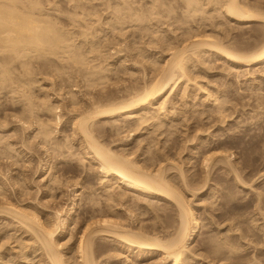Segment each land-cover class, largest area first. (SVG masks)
<instances>
[{
	"label": "rangeland",
	"instance_id": "1",
	"mask_svg": "<svg viewBox=\"0 0 264 264\" xmlns=\"http://www.w3.org/2000/svg\"><path fill=\"white\" fill-rule=\"evenodd\" d=\"M20 1L26 3L25 5L23 3V5L27 6V8H28V9H25L26 8L25 7L24 8L25 10L32 11L33 13L36 12L35 13V15L37 14L36 15L37 17L35 16L36 18L41 17V18H43V19L40 18L41 20H45V21L47 20V23L48 22H50V24L52 23V26L53 27L55 26L56 29L58 31H60V33L62 35L66 34L67 35V36L65 35V37H67L66 39H68V40L70 39L69 41L71 43H73V44H69V41L66 40V41H68L67 44L70 45L73 48V50L75 49L74 51H76V52L78 51L77 54H79L83 48H84L82 50L83 52L86 50L87 51L89 50V53L84 52V55L82 56V59L84 61L83 57H85L86 54H88L89 56L87 55L86 57L89 60L85 57V60L87 59L88 61L82 62V64H81L82 68H81V67H79L80 64H78L79 66L78 65L75 66L76 64L73 62V64H75V65H73L71 59H70V61H67L69 59V56H70V55H68V53L64 54V55L67 54L68 59L66 56H64L61 53L60 55H57L59 57L56 58L57 57L56 56L55 59L53 58L54 56H52V55L50 56V54L47 55V56H49L48 58H47V56L42 57V58H46V60L42 59L40 56H39L40 58L39 57L35 58L38 56V54H37V56H35L36 55L35 54L34 56H32L33 57L32 58L31 54H30V56H29V60H31L30 61L31 63L29 62L30 65L28 63H25V65L28 64V66L23 67L24 66L23 63H22L23 66L22 65L20 66L21 63L18 62L17 60H15V61L20 63L19 65H18V63L14 62L13 60H12L13 62L11 61L10 56H12V54L8 55L6 53L7 54L6 56L3 54L2 55L0 54V56H2V57L4 56L3 58L0 57V59H5L2 61L0 60V62L2 63V66L4 64L6 65V66H3L4 69L8 65L6 63H9V65H8L9 67H7L8 68L7 71H9V69H11V70L9 71L8 78H10V80H11V77H12V79H13L10 82L9 79H6L5 77H3V80H5V81L8 80V81L5 84L3 83V85H2L1 83L4 81H2L1 79H2V76H4V75L3 74L1 75V73H3V72H0V75H1V77H0V89H1L0 90V143H1L0 144V187L4 188L3 190H6L5 193L7 194V197L12 202L17 203V204L20 203V205L29 208L31 212L34 211L35 214L38 213L37 215H39V218H41L42 221L45 220V222H46L47 219H45V218L50 217V218H48V221L49 222L52 221L50 223L55 224V221H54L55 220V217H54L55 214L53 215V213L56 212L57 210L58 211L60 210V212H61L60 214L63 215V216L61 215L62 218H68V220L74 222V224L70 225V227L68 229L69 232H67L66 234H61V237L59 236V240L61 241L62 249L65 247L63 249V254L66 256V260L70 261V262L67 261L68 262L67 264H76L75 263V262H77L76 256H75V254H73V253H75L73 250H75L76 246H77V242H76V241H78L77 240L78 239V236H77L78 231L77 230H80L81 228H82L81 230H83V228L86 227L85 222L89 221L90 218H92L90 221V225H94L95 223L99 222L98 216L101 217L102 212L105 211L106 208L107 209H109V208L107 207L108 202L107 203H106V201L104 202L103 197H106V196L104 195L103 191L101 189H99V191L97 190L98 188H100L99 185H101V184H99L101 182V180H99L101 178V176L98 173L96 174V172L93 169H90L89 166H91V164L89 162L86 163L87 162L86 160L85 161H79V159L83 160L84 154L86 152L85 151L86 145H83L84 142L82 141L81 136H78L79 134H76L73 132L72 124L74 121H76L80 117L86 116L85 115L86 112L88 113V111L91 110L90 114L93 113L94 112L93 110L95 109V108H93V105L96 104L95 102H97V104L95 105L96 107L99 105L98 106L99 109H101V108L105 109V106L108 103L114 104L116 101H119V100H120V102H122L123 100L125 101L127 98H129V100H130V98L132 99L134 97L133 95H135L136 89H137L136 93H138L139 91H142V88L144 87L143 81H146L145 84H148V83L150 84V81L152 82V79L154 78L153 76L157 72L156 69L157 70L160 69V67H158L160 65H158L157 68L154 70L150 69V71H152V72H149L148 68H150L151 64L148 65L146 63L147 66H145L146 64L144 65L143 64L144 61H142L141 59L146 58V56H149V55L150 56L152 55L153 59H154V55H155V58H156V54L159 52L158 51L159 47H158V45H156V47H158V48H155V43L162 40L159 38H163L166 41V38L168 39V34H169V36L173 35L172 37H175V35L176 36H179V35L184 36V33L189 32L190 31V25L193 26V24H192V22L186 23L187 21L182 20V21H185V23H183L184 25H180L182 23H181V21L180 22L178 21L176 23L179 25V27L182 26L183 28L181 29V27H180L179 28L180 30L177 31L178 28H174L173 24L171 23L172 18L171 19L169 18V21H168V18H167L168 15H170L171 12H173L172 10H174L173 8L171 10L170 7H168L170 5V2L172 1L171 4H173V5L175 4L173 7H175L176 9L178 7V9H180L182 11L180 5H182L184 0H182V1L179 0L180 1L179 3H178V0H171V1L170 0H165V1L163 0L164 2H162V0H160V2L156 1L157 3H160V4H161V2L165 3V6L163 7L164 9L162 8V10L160 9V11H163L162 17L164 18V20L166 17L168 23L166 20L164 22V20L162 18H161V20H162V22L165 23L164 24L165 26H163V24L161 23V20H160V22H158V24L152 23V25H154L155 31H153V27H152L150 30V34H148V33L146 34L145 30H144L145 33L142 31V28L144 27V25H142V23L140 25V23H139V22H141L140 20L142 19V17L140 16L141 19L137 18V20H136V17H137L136 15H138L137 13L141 10L138 9L139 10L138 11L135 8L136 7L138 8V5H141V6L144 5L143 8L145 9V11H148L147 9L150 8L148 5L149 4L152 5L151 3H153L155 0L154 1L152 0L153 2L151 0H145V1L144 0H81L80 1L81 3H78V0H72V2H71V0H20ZM73 1L75 4L73 3ZM146 1L147 2L149 1V3L147 5H145L147 3ZM150 1H151V3H150ZM174 1H175V3H173ZM176 1H177V4L179 6L176 4ZM247 1H252V2H250L252 4L263 3V5H264V0H247ZM31 3L33 5L35 3V6L37 7V9L34 6L33 10H32V7L29 10V6L32 5ZM126 3L127 4L132 3L135 8L132 7L131 4L127 5ZM76 6L78 8L80 6L84 7L85 10L82 8V11L84 10L83 12L85 14L83 12L81 13L80 10H76ZM124 6L125 7L131 6L130 7L131 11L133 9L134 12L133 11L127 12V7L125 8ZM141 6H140V9H142ZM129 7H128V10H129ZM121 8H122V10H120V11L123 14H121V12H118L119 9H121ZM22 9L23 8H21L20 12L23 13L25 10L23 9L24 10L23 11ZM123 9H125V13L123 12ZM169 9L171 10V12ZM178 9H177V11L175 10V13L173 12L170 15V17L172 16V17L181 18V11ZM35 10H37V11H35ZM168 10H169L170 14L167 15L166 13H168ZM28 11H26V12H28ZM26 12H24V13H26ZM86 12H89V13H86ZM74 13H76V14H74ZM116 13H119V14H116ZM127 13H128V15L130 13V15L124 16V14H127ZM143 13L144 12L142 9V16L144 15ZM148 13H149V11L146 14H148ZM176 13L178 14L177 16H175ZM179 13H180V17H179ZM77 14H78V16H77ZM132 14L136 17H133ZM92 15H93V18H92ZM115 15H118V16L115 17ZM120 15H123L122 16L123 20L121 19L122 22L121 23H120V21L115 22V21H117V19H115V18H118V17L122 18ZM140 15H141V12H140ZM148 15H150V14H148ZM165 15H167V16H165ZM128 17H131V18H128ZM138 17H139V15H138ZM83 18H85V20H81ZM124 18H126V19H124ZM133 18L135 19V23H133V21H134ZM112 19H113V21H112ZM219 19L220 18H218V21L220 23L219 25H221V23H222V24H224L223 27L221 25L219 28V25H218L219 29L217 27H215V28L212 27V28H214V30L217 28V30H215L216 33L218 31H220V32H218L219 35L221 34L220 36L218 35L219 39H221V36H223L222 39L224 41H225V38L226 39L229 38V40H232V45H233V41H235L234 49L237 48L236 53H238V54H240V52H241V54L242 53L243 54L244 53H246V54L255 53V51L260 49V47H262V45L264 44V37H263L264 34L261 35L262 31L260 34V30H261L260 28H262L260 26H262V24H260V25H259V23L252 24V25H254L252 28V26H250L251 24L238 26L235 22H231V23H229L230 25H227V27H228L227 28L226 24H225L227 22L225 20H222V18L220 20ZM86 20H87V22H86ZM128 20H130V21H128ZM82 21L84 24H86V26L84 28H83L84 24H82ZM152 21L157 22L155 17L153 18V16H152ZM128 22H131L134 25L131 24V26H130V23L127 24ZM169 22L171 23L172 26L169 24ZM97 23H99V24H97ZM116 23H118L117 24L118 26H116ZM136 23H137V25H136ZM159 23L162 25H160ZM126 24L129 25L130 27L133 26L132 28H130V30L132 29L131 32L129 30V27L126 26ZM167 24H169L171 26V28H170L171 30L176 29L175 32H177V33L175 34V32H174V34H173L172 31L168 27L169 25H167ZM186 24H189V25L187 26ZM89 25L91 27H89ZM178 25H176L175 27H177ZM80 26H82L81 31L79 30L80 28H78ZM92 26H93V28H92ZM113 26H115V28L119 27L120 30L114 29ZM121 26L127 27L128 29L124 28L125 30L122 32ZM135 26H137V27L135 28ZM141 26H143V27H141ZM166 26H167V29L166 28L164 29V27H166ZM186 26H187V29H189V30L186 29ZM248 26H249V28H248ZM94 27L96 29H94ZM110 27H112V29H110ZM221 27L224 29H222ZM225 27L227 29L228 34H226V31L223 32L225 30ZM210 28L207 27L206 29L205 28L203 29L204 32L207 33L206 35H208L210 32H212L209 34L210 36H211V34L213 35L215 33L214 30H212V29L210 31ZM89 29H91V30H89ZM158 29L159 30L161 29L162 31L161 30L158 31ZM220 29L223 30L222 31L223 33H221ZM84 30H86V31H84ZM114 30H115V32H114ZM128 30H129V32H128ZM138 30L139 31L141 30L143 32V33L142 32L139 33L141 35L140 36L141 40L139 39V34H138L139 31ZM184 30H186V31H184ZM152 31L155 33V35H154V33H153V35L157 38L156 40H154L155 39L154 38L153 42L151 40L152 38L150 39V36L151 37L153 36ZM156 31L158 33L160 32V35L162 37L160 35L159 36L157 35L159 37L158 38L156 36V34H157ZM165 31H166V35H164ZM169 31H171L172 35H170L171 33ZM208 31H209V33H208ZM82 32H83V34H85V37H87V39L85 37H82V35H81ZM117 32L120 33L121 35H122V33H124V35H126V36H124V35L118 36ZM127 32L130 34H128ZM181 32H182V34H179ZM224 33L230 37H227ZM133 34H134V36H133ZM90 35L92 36L91 38H89ZM144 35H146V36L144 37ZM147 35H149V39H150L149 41L151 44L150 45L151 48H149V45H148V47L146 45V42L148 41V38H146ZM214 35H216V34H214ZM127 36H130V37L127 38ZM142 36L145 39L142 38ZM164 36H165V38H164ZM214 37L217 38V35ZM231 37H232V39H230ZM142 39H143V41H146L145 43L143 42L144 45L142 44ZM85 40H87V41L92 40V41H90V43L94 42L97 45L94 43L90 44L87 41H86L87 42L86 43ZM157 40H159V41H157ZM127 41L128 42L130 41V43H128ZM149 41H148V43H149ZM154 41H156V42H154ZM93 44H94V47H95V45H96V47H98V48H96V47L94 48L97 51L99 50L98 52L95 51L94 49L92 50ZM139 44L141 45V47H139ZM80 45H81V47H80ZM89 45H90V47H89ZM131 45H132V48H130ZM134 45H136L135 48H134ZM75 46H76V48H75ZM142 47H144L145 50ZM133 48H134V50L138 49V48H139V50L142 49V51L141 50L140 51L142 53H144V55H145L146 51H148L149 53L146 52V53H148V55H145V57H144V55H142L140 53V51L136 53L137 55H135L133 53V51H134ZM152 48H155V49H152ZM82 51H81V53H82ZM99 52H101L100 55H99ZM134 52H136V50ZM94 53H97V54L95 55ZM209 53H211V55H213V56H211ZM32 54H34V52H32ZM132 55L135 57L137 56L136 58H138V59H136ZM139 55L143 56V57L142 58L138 57ZM157 56H159V55H157ZM206 56H208V57L204 56V57H202V59L201 58L199 59L201 62L204 61V63L202 64L203 67L200 66L199 64L195 63L197 66L198 65L200 66V67L198 66L199 69L194 64L193 66H195V68L197 67L195 70L196 72L193 70V69H195L193 67V68H191V73H189V74H191L190 76L193 79V81L194 82L196 81L195 83H198L200 80L202 83L199 82L198 84H200L201 86H203L205 84L204 88L205 89L208 88L206 90V93L208 92L212 95V98H211L212 101L206 102L208 104L207 105L206 103H204L205 101H207L206 97H204L203 95H200L199 97H197V96L195 97L194 93H192L194 100L191 99V101H193V103L191 102V104L189 106H187L188 109L186 107H185L186 109L184 107L182 109V102L181 101H180L181 103L178 102V105H179V110H183V112L185 111L184 113H187V114L192 113V111L195 112L198 110V112H196L198 115L196 113H194V115L196 117L197 116L199 117V115L201 114L199 112L201 110H202L201 112L205 111V112H203V115L205 113V114H207V116L204 115L206 117L205 118V117H202L203 115L201 114L200 115L201 116L200 122H203L205 124H207V123L209 124V122L211 121L210 122L211 124H209V125L212 127H213V125H215L213 128H215V127L216 128L213 129L212 127H210L208 125H207V128L210 127L209 129H212L211 130L212 132L209 129H208L210 131L209 133H208V131H204L205 129L203 128L204 129L203 130L201 128V126H200V128L202 130L201 129L196 130V128H199L198 126L195 128H192L191 130H186L184 127L185 123L179 122L181 125H177V126L174 125V128H173V129H175L177 127L176 128L177 131H176V129L172 131V128H171V130H169V131H172L171 132L172 135L170 134L171 136H169V132L167 129L170 127V125H169V123H166V125H169V127L167 126L168 128L166 127L167 129L165 128L166 129V131H165L164 127L166 125H164L162 130L165 131L164 134H166V132H167V135L159 136V132L162 130H160L158 132L155 131V134L153 135L154 136L153 137L154 140H153L152 137H149V136H151V134L153 132H151V133L148 132V133L143 134V131H142V129H140L139 126H134L137 123L136 122L134 123L132 121V118H128L127 116H124V115H122L121 117L117 116V118L114 117L111 119L110 118H107L105 120L102 119V120L98 121L99 123L97 122V124H92L91 129L93 131V128H95L96 127L95 125H97V127L94 129L97 132L93 131V133L96 137V138L95 137L94 138L97 139L98 142L101 143V145H104L105 148L108 147L111 150H113V152L114 151L118 152L117 154H120V152H121V154H123L122 152H125V154L127 153L126 155L132 156V159H135L138 162L140 161L139 162L140 165L143 164L145 166V163L147 164L149 162L147 159V158H149L150 162H152V163L156 159L157 161L156 160L155 161L158 162L157 164H159L162 167L161 163L164 161L163 159L165 158V156L167 158L168 157L170 158V159L169 158L167 159L168 162L171 161V162H169V167H167L168 162L166 163V160L163 162L164 165L162 168H164V166L167 169L170 168V170H168L167 173L165 171V175H166V177L169 176L168 179H170L171 181H174V182H170V180H169L170 183H174L173 185L179 191V192L177 191L178 194H180V191H181L182 194H180V196L184 197L183 199H185V202L193 210V212L195 213V217L198 221L197 236L192 241V244H191L190 250H189V254L187 253V255H186L187 257H185L186 260L184 259L182 264H193L192 263L193 260H194L195 264H264V77H263L264 74L261 73L262 74V76H261V74H259L260 72H259L258 68L248 69V71H249L248 74H250V75H247L246 72H248V71H246V69L245 70L243 69L244 72H242V73H241L242 69L236 71V72L240 71L239 73H236L233 69H231L233 71L230 70V66H227L228 64H226V62L223 59L219 58L215 54H212V52H208L206 54ZM94 57H95V59H93ZM131 57H133L134 60ZM209 57H211V58H209ZM215 57H217V58H215ZM6 58L7 59L10 58V59L7 60ZM62 58H64V61H62L63 60ZM98 58H99V61H97ZM139 59L143 62V63L141 62L142 65H140V62L137 63L138 61H140ZM209 59H210L211 63H209L210 62ZM36 60H37V62H34ZM93 60H95L96 63ZM5 61H7V62L4 63ZM10 61L12 64H10ZM90 61H92L93 63L92 62L89 63ZM134 61L135 62L137 61L136 62L137 64L134 63ZM207 61H209V62H207ZM46 62H48V63H46ZM205 62L208 63V65ZM14 64H15V66H14ZM83 64L84 65L87 64L85 66V67H87L86 73L84 71L85 67L82 66ZM99 64L101 67L99 66ZM2 66H0L1 70L3 68ZM92 66H93V69H91ZM95 66L97 68L99 66L98 69H101V71H103V73H101L98 69L97 70L99 71V74L96 75V73L95 74H94V72L92 73V71H90V70L94 71ZM190 66H191V64H190ZM190 66H188V67H190ZM17 67H18V69H17ZM74 68H76V69H74ZM77 68H79V69H77ZM153 68H155V67H153ZM209 68H210V70H209ZM211 68L213 70H211ZM227 68H229V69H227ZM4 69L2 71H4ZM23 69H25V70H23ZM26 69H28V72ZM88 69H89L91 74L88 72ZM97 70H95V71H97ZM106 70H108V71L111 70V71L108 72ZM153 71H155L154 74H153ZM192 71H194L195 74L192 73ZM201 71H203V74L201 73ZM11 72H12V76L10 74ZM25 72H27L28 75H26L27 73H25ZM29 72H31V73L29 74ZM146 72H147V74L144 76L146 77L148 74L149 75L146 78H144L143 74ZM87 73L89 75H93V77L95 76L94 78L92 76L89 77L90 80L93 78L90 81V83L94 80H95V82L96 81L99 82L100 80L104 79L103 77H105V76L101 77L100 75H102V74L106 75L107 77L104 80L105 82L103 81L105 84L102 82L101 85H98V82H96V83L92 82L91 86L93 84V87H91V86L89 87L88 84H90V83L88 80L89 78L87 77L89 75H87ZM150 73L152 74V76H150L151 75ZM197 73H199V74L201 73V76L198 74L200 76V77L198 76L199 80H198V78H196ZM208 73H209V76L207 75ZM244 73H246V74L244 75ZM237 74H239L240 76L238 77ZM24 75H26V76H24ZM84 75H87V76H84ZM194 75L196 77L193 78L192 76H194ZM148 77L150 80L148 79ZM150 77H153V78H150ZM86 78H88V79H86ZM99 78H101V79L98 80ZM195 79H197L198 81ZM27 80L28 81L30 80L32 82L30 87H28V85H30L29 83L23 82V81L26 82ZM12 81H14V82H12ZM106 81H108V82L106 83ZM74 82H76V83H74ZM11 83H13V84H11ZM23 83L25 84V87H28V88L22 87V86H24ZM8 84H9V86H7ZM94 84H97L98 86L97 85L95 86ZM4 85H6L7 87ZM14 85L18 86L17 89H16V86H15V89H12V87L14 88ZM181 86L182 87L180 89L177 87L174 89L175 90L174 92L179 90L178 91L179 93L176 92V94L178 93L177 97H176V99H178V100H181L182 94L180 95V93H182L181 89H183L185 84L184 85L182 84ZM19 87H21V88L19 89ZM22 88L26 89V91L28 93L26 91H24ZM18 89L21 92H24L26 95L28 94L27 100L25 102H23V100H25V98L22 99L24 93H21L20 91H18ZM28 89L29 90L31 89L30 90L31 95H30V92ZM189 89H191V88L189 87ZM8 90L10 92L11 91L14 92L17 90L19 92V95H18L17 91L14 92V94H12L13 92L10 93ZM174 92H172V93H174ZM130 94L132 96H130ZM29 95L33 96V99L35 101V103H34V101H32L30 103H33L34 105L38 104V103L40 104V105L38 104L39 105L38 107H37V105H36V107L34 106L35 112L38 111L37 116H39L40 121L43 120L44 122H47L49 120H52L53 116L55 118L54 124H55V129L57 128L55 130L56 132L54 131L55 134L54 135L52 134V136L50 137L52 139L51 140L48 139V142H46V145H44V146H43L41 136L40 137L36 136L38 133L37 128L39 126V125H37L38 120H39L37 117L34 116L37 119H35L34 117L30 119L32 125L30 123H28V124L26 123L27 126H26V124L24 126H22V124L20 125V123H21L20 120L22 118H26V116H28V112L25 111V110H28V108H24L23 104L25 106L27 101L29 102V101L33 100L32 97L31 98L29 97ZM72 95H75V97L77 98V103H78V101H80L79 102L80 104L78 103L77 106L72 107L69 104V101L72 104V100H70V99H72V97L75 99V97ZM8 96H10V97H8ZM17 96H19V98ZM20 96H21V98H20ZM172 96H174V95L171 94L170 97H172ZM203 97H204V100H203ZM28 98L31 100H29ZM216 98L218 99V101H217L218 104H215V102H214L216 100ZM20 99H22V100H20ZM225 99H226V101H224ZM178 100H176V102ZM199 100L203 101V103ZM17 101H18V103H21V104H17ZM42 102H43V104L44 103L48 104V107L49 106L53 107V105H54L56 107V110L53 109L54 114L53 113L50 114L51 112L46 110V108H48L47 105L46 106L42 105L43 107L44 106L46 107L44 110V108L41 106ZM92 102H93V105H92ZM199 102H200V104H199ZM203 104H205V105H203ZM211 104H213L212 105L213 107H211ZM27 105H28V103H27ZM102 105H103V107H101ZM171 105L172 104L168 105L169 109H170V107H172ZM193 105H194V107H193ZM79 106H81V107H79ZM195 106H197V107H195ZM200 106L202 107V109ZM39 107L40 108L42 107L41 109H43V111ZM55 107H53V108H55ZM206 107L207 108L210 107V108L207 109ZM37 108H38V110H37ZM57 108H59V109L57 110ZM72 108L74 109V111L75 110L76 111L74 112ZM77 108H79V109H77ZM98 108H96V109H98ZM191 108L192 109L194 108V110H192ZM176 109L178 111L177 105L175 106V111H176ZM77 110L80 112V113L78 112L79 114H77ZM212 110H213V112H212ZM40 111L42 112V113H40L42 116L39 114ZM44 111L47 112L49 115L46 114ZM22 112L24 114H22ZM81 112H82V114H81ZM83 112H85V113H83ZM184 113H183V115H184ZM55 114H56V117H55ZM136 114L139 115L140 111H136L135 113H133V116H137ZM87 115H89V113ZM183 115H181V116H183ZM18 116L19 117L23 116V117H21V119H20ZM123 116H124V118H122ZM50 117H51V119H50ZM77 117H79V118H77ZM126 117L129 120L126 119L128 122L125 121V123H124L123 120H125ZM196 117L194 118L195 120H196ZM75 118H76V120H75ZM118 118H119L118 123L113 122L115 124L117 123L116 125L111 123L112 121H117L116 119H118ZM57 119H59L58 123H56ZM113 119H115V120H113ZM194 119H192V121L189 123V125L192 124ZM197 119H199V118H197ZM32 120H34V121H32ZM108 120L110 121V123H108L109 122ZM133 120L135 121V119H133ZM35 121L37 122V124ZM151 121H153V120H151ZM224 121H225V123H224ZM34 122H35V124H34ZM100 122H101V124H100ZM126 122H127V124H126ZM109 124H112L115 127L111 126ZM130 124H132V126L134 128L136 127V129L134 130V129L130 128ZM93 126H95V127H93ZM178 126H180L181 128ZM53 127H54V125H53ZM220 127H221V129H220ZM137 129H138V131H137ZM139 130H141V131H139ZM153 130H154V127H153ZM198 130H200V131H198ZM57 131H58V133H57ZM132 131H135V132H132ZM128 132L131 133L132 135L134 133V135L131 136ZM187 132H188V134H187ZM205 132H206V134H205ZM222 132H224V133L222 134ZM173 133H175V134H173ZM215 133L217 136L223 135L219 139H223V140L226 139V141H228V142L230 140L229 143L225 142L223 144L224 147L221 146V148L219 149V152H222L223 150H225V152H224L225 155L227 153V155L229 154L228 156H232L231 159H229L230 163L229 162H224V163H229V165L232 163L231 165H233V166H231V165H230V167L228 165L226 166L225 164H223V162H222L223 165L213 163V165L211 164L213 167L210 165L212 169L209 167V170H207V168H205L206 169L205 170L203 168V167H205V165H204V163H201V162H203L201 160L206 154H208V153H206V151H207L206 148L209 146V144H212L210 146L214 145L215 142H214V140L209 139V135L211 134V135L215 136ZM146 134L147 135L149 134V135L147 136ZM196 134H198V135H196ZM34 135H35V137H34ZM128 135H130L131 137ZM206 135H208V136H206ZM187 136H189V139H186V138H188ZM194 136H196L198 138H196ZM156 137H158L160 139H165V138L168 139L167 144L164 143L165 140L164 141L161 140L163 142L162 144H164L166 147H161V146H163L162 144L158 145L157 141L155 140ZM193 137H194V140L196 139L194 142H193ZM127 138H128V140L130 138V141H128ZM176 139H177L176 144H174L175 143L174 140H176ZM182 139L184 141L187 140V142L183 143L184 141H182ZM152 140L155 142H153ZM201 141H203V143L206 141L207 144L205 142L204 147H203V146H201V144L203 145V143ZM172 142H174V143H172ZM65 143H66V145L67 144H69V145L66 146ZM81 143H83V144H81ZM58 145L60 147L62 146L63 148L62 147L60 148ZM185 145H187V146H185ZM50 146H52V147H50ZM183 146H185V147L182 148ZM5 147H7V149H5ZM8 147H10L9 150L13 154L11 152H9ZM202 147L204 148V150L201 152L200 150L203 149ZM59 148H60V150H59ZM160 149H161V151H159ZM221 149H223V150H221ZM7 150H8V152H7ZM13 150H14V152H13ZM55 151H58V152L56 153ZM146 151H149L151 153H148ZM128 152H131V153L129 154ZM145 152L148 153L150 155V157ZM207 152H209V151H207ZM214 152H215V150H214ZM214 152L212 150L211 154ZM217 152H218V150H217ZM58 153L60 155H58ZM81 153H84V154H81ZM201 153H205V154L203 155ZM70 154L71 155L74 154V156L73 155L71 156ZM78 154H79V157H78ZM131 154H133V155H131ZM200 154L202 155V157ZM222 154H223V152H222ZM61 155H63L62 157L63 158L65 157V158L63 159L61 157ZM159 155H160V157H159ZM80 156H81V158H80ZM151 156H154L155 158L152 157L154 159H151ZM156 157H158V158H156ZM161 157H164V158H161ZM160 160H163V161H160ZM83 162H84V164H82ZM143 162H145V163H143ZM150 162L147 164L148 166L150 165ZM214 164H215V166H214ZM86 168L88 170L90 169L91 171L89 170V172H88V170ZM180 169H181V171H180ZM48 170H49V172H48ZM50 171H52L53 173ZM182 172H183V174H185L184 175L185 179H183V180L185 181L187 179L186 180L187 182H185V184H188L189 189L185 186V184L183 183V181L181 179V177L183 175L180 177V174ZM207 172H209L208 175H206ZM49 173H50V175L55 174L57 176V178H59L58 176H61L60 177L61 180H62V177L64 179L62 181L64 184L63 186H65V187L62 186L63 189L61 188V190H62V191L60 190L61 193H60V191H55L53 193L54 198H57L56 200H57L58 204L61 206V208H59L60 206H56L55 203L52 204V201H49L50 198L46 197L47 188H45V187L48 184L46 181L50 180ZM48 175H49V178H48ZM46 177H47V179H45ZM23 180L26 181L27 184ZM65 182H68V184ZM17 183H18V185H17ZM77 185L78 186L80 185V187H82L81 189H83V190L77 189V188H79ZM182 185L185 186V189L183 188ZM76 189L79 192L84 191V192H81L82 195H80V197L79 196L76 197L77 196ZM116 191L117 190H114V192H116ZM126 192H125V190L122 192L123 194L124 193L126 194V196L124 195L125 197L123 196L122 193H121L122 196L120 195L122 198H120V196H118L120 198V200L118 197H116L115 198L116 200L113 199L111 202H109V204L111 203L110 205L112 207L108 210L109 212L106 211V213H105L106 215L103 212V214L105 216H107L108 218L109 217L113 218V220H116V218L118 216H122L123 218L121 217L119 219V217H118L117 221L120 223L124 222V224L122 225L124 228L127 227V229H129V228L132 229V227H133V230L139 228V230H137V231H140L143 234L146 233L145 234L146 236H147V234H149L150 235V236L148 235L149 237H154L156 235V237H154V238L158 237V239H160L162 241L169 240L170 236L173 235L172 233H174V235H175V233H176L175 231H177L178 228L180 227L179 226L180 221H179V216H178L179 211H177V207L175 206V204H173L174 202H172V201L168 202V200L163 199L161 197H158V198L157 197H148V196H144V195L142 196L141 194L139 195L138 193H134V192H130V191H126ZM101 194L103 197L100 196ZM115 194H119V192L118 193L116 192ZM106 200H107V197H106ZM88 201L90 204L88 203ZM116 201L118 204L119 203L120 204L118 205L116 203ZM94 203H95V205H93ZM113 203H115V204L113 205ZM104 204H105V206H104ZM71 206L73 207V209ZM113 206H115V208ZM92 207L93 208L95 207V208L93 209ZM103 207H106V208H104V210H103L102 209ZM33 208L35 210H33ZM112 208H114V212L112 211L113 210ZM98 209H99V211H100V209L103 211L99 212ZM0 210H2L1 207H0ZM94 211H97L96 213L98 214V216ZM115 211H116V213H115ZM4 212L6 213L7 211L4 210ZM111 212L114 214H112ZM108 213H110V214H108ZM10 215H8V212H7V214L0 213V258H1V260H3V262L1 261V264H3V263L4 264H48L46 257L43 255L41 257L42 252L40 253L41 249H39L40 248L39 243H37L36 242L37 240L35 238H33L34 237L33 234L30 235L31 232H29L28 228H27V231L29 233L26 231V228H25L26 226L23 222H20V223H23L22 225L25 227L20 225V223L18 222L19 219L18 220H16L17 218L14 219V217L12 215H11L12 216V218H11ZM64 215H65V217H64ZM95 215L98 217V220L95 219V217H96ZM105 216L102 215L100 220H103L102 218H104ZM93 217L95 219L94 220L95 223H92ZM107 217H105V219H108ZM114 217H116V218H114ZM75 219L78 222H76ZM122 219H123V221H119ZM77 223H78V226H77ZM82 224H84L85 226ZM87 225H89V223H87ZM75 226H76V228H75ZM78 227H80V228H78ZM31 236H33L32 238L34 239V241H33V239H31ZM173 237H171V238H173ZM114 239L115 238H113V239L112 238H109V239L108 238L107 239L102 238L101 241L99 240L98 243H100L99 245H101V247L97 244V250L99 249L98 251L101 255L98 253V255H97L98 258H96V264H172V263L166 262V261H164L166 263L162 262V258H159V256L161 257V255H162L160 253H156L157 255L155 253H154V255H152L151 253L149 255H147L149 252L141 251L139 249H134V248L130 247L132 249L131 250L127 245H125L124 243L121 242L122 240L120 241V239H116V240H114ZM34 242H36V244ZM66 243H67V245L64 246ZM119 243H120V245H118ZM122 244H124V245H122ZM98 246H99V248H98ZM124 246H127V247H124ZM121 247H123L122 250H121ZM127 248L130 249V251ZM37 250H39V252H37ZM33 251H35V252H33ZM127 251H129V252H127ZM145 252H147V253H145ZM141 253H143V255H141ZM74 260H75V262H74ZM97 260H98V262H97ZM189 261H191V263H189Z\"/></svg>",
	"mask_w": 264,
	"mask_h": 264
},
{
	"label": "bare ground",
	"instance_id": "2",
	"mask_svg": "<svg viewBox=\"0 0 264 264\" xmlns=\"http://www.w3.org/2000/svg\"><path fill=\"white\" fill-rule=\"evenodd\" d=\"M81 0H78V3H81L80 2ZM145 1V0H144ZM152 1V0H151ZM151 1H150V3H151ZM154 1V0H153ZM152 1V2H153ZM160 2V0L158 1V0H155L153 3H151L152 5H148L150 8H148L147 10L149 11V13L148 14H150V15H148V14H146L148 11H145V9L143 8L144 7V5L143 6H141V5H138V8L136 7H134L133 6V4L132 3H129V4H127V5H130L131 4V6L132 7H134L136 10H141V11H137L138 13V15H139V17H138V15H136V16H134L133 14V17H136V20H137V18L138 19H141V17H142V19L140 20L141 22H139L140 23V25H141V23H142V25H144V27L143 26H141V27H143L142 28V31L144 32V30L146 31V34L148 33V34H150V30H151V28L153 27V31H155L154 29V25H152V23H157L158 24V22H160V20H161V18L164 20V18L162 17L163 15V11H160V9L162 10V8L165 6V3H162V2H164L163 0H162V2H161V4L160 3H157V2ZM171 1V0H170ZM169 1V2H170ZM182 1V0H181ZM39 2V1H38ZM71 2H72V0H71ZM141 2V1H140ZM147 2V1H146ZM180 1L178 0V3H179ZM250 2H252V1H247V0H184V2L182 3V5H180V7H181V9H182V11L180 10V9H178V7H177V9L178 10H180L181 11V18H178V17H170V15L174 12L175 13V10L177 11V9L175 8V7H173L174 5L173 4H171L172 3V1L170 2V5L172 6H168V7H170V9L172 10V8L174 9V10H172L173 12H171V10H170V12H171V14H170V12H169V10H168V13H166L167 15L168 14H170V15H168V21H169V18L171 19V23L173 24V26H174V28H178L177 29V31L178 30H180L179 28L181 27V29L183 28L182 26H180L179 27V25L176 23V22H180L181 21V23L182 24H180V25H184L183 23H185V21H187L186 23H188V22H192V24H193V26H191L190 25V31L189 32H186V33H184V36H181V35H179V36H176L175 35V37H172L173 35H172V33L174 34V32H175V30H171L170 28H171V23L169 22V24L171 25H169V24H167V25H169L168 27H169V29L172 31V33H171V31H169L171 34L170 35H172V36H169V32L167 33L168 34V39L166 38V41L163 39V38H159L158 36L160 35V32L158 33L157 31H156V36L159 38V39H162V40H157V41H159V42H156V41H154V42H156L155 43V48H158L159 50V52L156 54V58H155V55H154V59L152 58L153 56L151 55H149V56H146V58H143V59H141L143 56H140L141 54L142 55H144V53H142L141 51H142V49H140L139 50V48L138 49H135L136 50V52H134L135 50H134V48L136 47V45H134V48H133V53L135 54V55H137L136 53L137 52H139L140 51V55L138 56V57H141L140 59L142 60V61H144V63L140 60V61H136L137 63H139L140 62V65H142L141 64V62L145 65L146 63L149 65V64H151L150 65V68H148L149 69V72H152V71H150V69L152 70H154V69H156L157 68V66L158 65H160V66H158V67H160V69L159 70H157L156 69V73H155V71H153V74L155 73V75L153 76V77H150V78H153L152 79V82L150 81V84L148 83V84H145V82L146 81H143L144 82V87L142 88V91H139L138 93H136L137 92V89L135 90V95H133L134 97L131 99L130 98V100H129V98H127L125 101L123 100L122 102H120V100L119 101H116L114 104H106V106H105V109H102L101 107H103V105L100 107L101 109H99L98 108V106L96 107L95 105L97 104V102H95L96 104L95 105H93V102H92V105H93V108H95L93 111V113H91L90 114V111H88V113H89V115H87L88 113L86 112H83V113H85V115L86 116H82V117H77V118H79V119H77L76 120V118H75V120L76 121H74L73 122V124H72V130H73V132L74 133H76V134H79L78 136H81V139H82V141L84 142V144L83 143H81V144H83V145H86L85 147V154L84 153H81V154H84V157H83V160H80L79 159V161H87L86 163H90L91 164V166H89L90 167V169H93L95 172H96V174L98 173L100 176H101V178L99 179V180H101V182L99 183V184H101V185H99L100 186V188H98L97 190L99 191V189H101L102 191H103V193H104V195L107 197V200H106V197H103L102 196V194L100 195V196H102L103 198H104V202L106 201V203L108 204H106L107 205V207L110 209L112 206L109 204V202H111L113 199H115L116 197H118V196H120L121 195V193L125 190V192L126 191H130V192H134V193H138L139 195L141 194L142 196L144 195V196H148V197H161V198H163V199H166V200H168V202L170 201H172V202H174L173 204H175V206L177 207V211H179V228H178V230L177 231H175L176 233H175V235H174V233H172L173 235L172 236H170V239L169 240H164V241H162V240H160V239H158V237L157 238H154V237H156V233L154 234L155 236L154 237H149L150 235L149 234H147V236L145 235V234H143L142 232H140V231H137V230H139V228L138 229H135V230H133V227H132V229H127V227L126 228H124L122 225L124 224V222L123 223H120V222H118L117 221V219H118V217H119V219L122 217V216H118L117 218L116 217H114V218H116V220H113V218H108L107 216H105L106 214V211H108L109 209H107L106 207H103L102 209L104 210V208H106L105 209V211H103V210H101L100 209V211H99V209H98V211L99 212H104V214H103V212H102V214H101V217H102V215L103 216H105V217H107L108 219H105V217L104 218H102L103 220H100V216H98V214L96 213L97 211H94L96 214H97V216L99 217V222H97V223H95V219H97L98 220V217L96 218L95 217V219H94V217H93V222L92 223H95L94 225H90V221H91V219L92 218H90V220L89 221H87V222H85L86 223V227H84L83 228V230H77L78 232H77V236H78V241H76L77 242V246H76V249L75 250H73L75 253H73V254H75V256H76V261L77 262H75V260H74V262L76 263V264H96V258H98V253H99V249L97 250V244L99 245L100 243H98L99 242V240L101 241V239L102 238H115L114 240H116V239H120V241L122 242V243H124L125 245H127L129 248L130 247H132V248H134V249H139V250H141V251H147V252H149L147 255H149L150 253L152 254V255H154V253L156 254V253H160V254H162L161 255V257L159 256V258H162V262H164V261H166V262H170V263H172V264H182L183 263V261H184V259H185V257H187L186 255H187V253L189 254V250H190V246H191V244H192V241L194 240V238L197 236V233H198V221H197V219H196V217H195V213L193 212V210L189 207V205L185 202V199H183L184 197H181L180 196V194H182L181 193V191H180V194H178V190H177V188H175V186L173 185L174 183H170V182H174V181H171L170 179H168L169 178V176H167L166 177V175H165V171H166V173L168 172V170H170V168H166L165 166H164V168H162L163 167V162L166 160V163L168 162V158L165 156V158L164 157H161V158H164L163 160H160V161H163L161 164H162V167L159 165V164H157L158 162H156L155 160L153 161V163L152 162H150V160H149V158H147L148 159V161L150 162V165L148 166L147 164L149 163H145V162H143V163H145V166L142 164V165H140V161L138 162V161H136L135 159H132V156H130V155H126L125 154V152H122L123 154H121V152H120V154H117L118 152H113V150H111L110 148H105L104 147V145H101V143H99L98 142V140L97 139H95L96 137H95V135H94V133H93V131L94 132H97V131H95L94 129L97 127V125H95V126H93V127H95V128H93V131H92V124H97V122L98 121H100V120H102V119H107V118H114V117H116L117 118V116H122V115H124V116H127L128 118H132V121L135 123H137L136 125H134V126H139L140 127V129H142V131H143V134H145V133H148V132H153L152 134H151V136H149V137H152V139H153V135L155 134V131L156 132H158V131H160V130H162L163 129V126L164 125H166V123H169V125H170V127H169V125H166L165 127H164V130L166 131V129L168 130V132H169V136H171L172 135V131L173 130H175V129H173L174 128V125L175 126H177V125H181L179 122H184L185 123V125H184V127H185V129L186 130H191L192 128H195V127H199V128H196V130L197 129H203L204 131H208V133L212 130V129H209L210 127H212V126H210L209 124H211L210 122H209V124L207 123V124H205V123H203V122H200L201 121V114L203 115V112H205V111H203V112H199V113H201L200 115H199V117L197 116H195L194 115V113H196V112H198V110L197 111H192V113H184L183 112V110H179V105H178V102H182V109H183V107L185 108H187V106H189L190 104H191V102L193 103V101H191V99H193V94L192 93H194V96L196 97H199L200 95H203L204 97H206V100L207 101H205L204 103H206V102H209V101H212L211 100V98H212V95L210 94V93H206V90L208 89H205L204 87V85L203 86H201L200 84H198L199 82L200 83H202L200 80H199V77L201 76V73L203 74V71H201V73L199 74V73H197V77L194 75V76H192L193 78L194 77H196V78H198V80H199V82L198 83H195L194 81H193V79L191 78V74H189V73H191V68H195V66H193L195 63H197V64H199L200 66H202L203 67V63H204V61L203 62H201L199 59L201 58L202 59V57H208V56H206V54L208 53V52H212V54H215L216 56H218L219 58H221V59H223L225 62H226V64H228L227 66H230V70L231 69H233L235 72L236 71H238V70H240V69H242V71H241V73L242 72H244L243 71V69L245 70L246 69V71H248V69H251V68H258L259 69V74H264V44L262 45V47H260V49H258L257 51H255V53H248V54H246V53H242L241 54V52H240V54H238V53H236L237 52V48H235L234 49V47H235V41H233V45H232V40H229V38L228 39H226L225 38V41L222 39V37L223 36H221V39H219L218 37L221 35H219L218 34V32H220V31H218L217 33L215 32V30H217V28H218V25L220 24L219 23V21H218V18H222V20H225L227 23H225L226 24V27H227V25H230L229 23H231V22H235L238 26L240 25V26H243V25H250V26H252V28H253V26L254 25H252V24H255V23H259V25L260 24H262V26H260V27H262V28H260L261 30H260V34H261V31H262V34L261 35H263L264 34V5H263V3H261V4H252V3H250ZM23 3L24 2H21L20 0H0V54L2 55H11L12 54V56H10V58H11V61L13 60L14 62H16L15 60H17L18 62H20V63H18V62H16V63H18V65L20 64V66L22 65V63L24 64V66L23 67H25V66H28V64H29V62L31 61V60H29V56H30V54H31V57L32 56H34L35 54V56H37V54H38V56L37 57H35V58H38L39 56L42 58V57H45V56H47L48 54H50V56L52 55V56H54L53 58L55 59V57L57 56V55H60L61 53L64 55L65 53H68V55H70L69 56V59H68V57H67V54L66 55H64V56H66L67 57V61H70V59H71V61H72V64H73V62L76 64H73V65H75V66H77L78 64H80V66L79 67H81V64H82V62H84V61H88L89 59L86 57L88 54H86V58L88 59H86L85 60V57H83L84 58V61H83V59H82V56L84 55V52H87V53H89V50L87 51H82V53H81V51H80V53L79 54H77L78 53V51L76 52V51H74L73 50V48L70 46V45H68L67 44V42L70 40H68V39H66L67 37H65V35H62L61 33H60V31H58L57 29H56V27L54 26H52V23L50 24V22H48L47 23V20L45 21V20H41V19H43V18H41V17H39V18H36L37 16V14L35 15V13H33L32 11H28V10H25V9H28L27 8V6H24L26 3H24V5H23ZM29 3V2H28ZM27 3V4H28ZM70 3V2H69ZM73 3H74V1H73ZM139 3V2H138ZM149 3V1L145 4V5H147ZM173 3H175V1L173 2ZM32 4V3H31ZM30 4V5H31ZM75 4V3H74ZM77 4V3H76ZM83 4V3H82ZM81 4V5H82ZM125 4V5H126ZM169 4V3H168ZM176 4H177V1H176ZM78 5V4H77ZM86 5V4H85ZM178 5V4H177ZM35 6V3H34V5L32 4L31 6H29V10L31 9V7H32V10H33V7ZM39 6V5H38ZM79 6V5H78ZM130 6V7H131ZM140 6H141V8L143 9V16H142V9H140ZM179 6V5H178ZM26 7V8H25ZM36 7V6H35ZM81 7V6H80ZM79 7V8H80ZM96 7V6H95ZM125 7V6H124ZM127 7V6H126ZM125 7V8H126ZM129 7V6H128ZM128 7H127V12L128 11H131V8L129 7V10H128ZM179 7V8H180ZM21 8H25L23 11L24 12H26V11H28V12H26V13H22V12H20L21 11ZM77 6H76V10H80V12L82 13L85 9H84V7H81L80 9H79ZM82 8L84 9L83 11H82ZM35 9V8H34ZM36 9H37V7H36ZM151 9V10H150ZM164 9V8H163ZM40 10V9H39ZM44 10V9H43ZM120 10H122V8L121 9H119V11L118 12H121ZM35 11H37V10H35ZM90 11V10H89ZM132 11H133V9H132ZM131 11V12H132ZM123 12L125 13V9H123ZM130 12V13H131ZM134 12V11H133ZM136 12V11H135ZM140 12H141V15H140ZM179 12V11H178ZM39 13V12H38ZM84 13V12H83ZM86 13H89V12H86ZM130 13H129V15H130ZM74 14H76V13H74ZM79 14V13H78ZM78 14H77V16H78ZM85 14V13H84ZM94 14V13H93ZM116 14H119V13H116ZM121 14H123L122 12H121ZM147 16H146V15ZM40 15V14H39ZM83 15V14H82ZM91 15V14H90ZM125 15H127V16H129L128 15V13L127 14H124V16ZM131 15V16H132ZM167 15H165V16H167ZM178 14L176 13V15L175 16H177ZM36 16V17H35ZM76 16V17H77ZM80 16V15H79ZM84 16V15H83ZM116 16H118V15H115V17ZM121 17L123 16V15H120ZM126 16V17H127ZM141 16V17H140ZM152 16H153V18L155 17V19H156V21L157 22H153L152 21ZM164 16V17H165ZM174 16V15H173ZM72 17V16H71ZM82 17V16H81ZM80 17V18H81ZM88 17V16H87ZM95 17V16H94ZM99 17V16H98ZM179 17H180V13H179ZM41 18V19H40ZM46 18V17H45ZM91 18V17H90ZM92 18H93V15H92ZM96 18V17H95ZM119 18V17H118ZM115 18V19H117V21H115V22H118V21H120V23L122 22L121 21V19L123 20V17L122 18ZM128 18H131V17H128ZM167 18L165 17V20L167 21ZM48 19V18H47ZM99 19V18H98ZM114 19V18H113ZM113 19H112V21H113ZM124 19H126V18H124ZM219 19V20H220ZM49 20V19H48ZM80 20V19H79ZM81 20H85V18H83V19H81ZM93 20V19H92ZM132 20V19H131ZM134 20V21H133ZM133 23H135V19L133 18ZM165 20H164V22H165ZM182 20H185V21H182ZM221 20V21H222ZM77 21V20H76ZM125 21V20H124ZM127 21V20H126ZM128 21H130V20H128ZM168 21H167V23H168ZM218 21V22H217ZM220 21V22H221ZM224 21V22H225ZM78 22V21H77ZM81 22V21H80ZM85 22V21H84ZM86 22H87V20H86ZM137 22V21H136ZM164 22H162V20H161V23L163 24V26H165L164 24ZM223 22V21H222ZM95 23V22H94ZM119 23V24H120ZM126 23V22H125ZM130 23V26H131V24H133V23H131V22H128L127 24H129ZM78 24V23H77ZM80 24V23H79ZM82 24H84L83 23V21H82ZM81 24V25H82ZM97 24H99V23H97ZM108 24V23H107ZM111 24V23H110ZM115 24V23H114ZM118 23H116V26H118L117 25ZM124 24V23H123ZM126 24V26L127 27H129V30H130V28H132V27H130L129 25H127ZM160 24V23H159ZM162 24H160V25H162ZM175 24V25H174ZM191 24V23H190ZM56 25V24H55ZM121 25V24H120ZM125 25V24H124ZM134 25V24H133ZM136 25H137V23H136ZM176 25H178L177 27H175ZM187 26L189 25V24H186ZM221 25H222V27H223V25L224 24H222L221 23ZM221 25H219V28H220V26ZM86 26V24H84V26H83V28ZM187 26H186V29H187ZM211 28H210V27ZM81 27L82 26H80V27H78V28H80L79 30L81 31ZM89 27H91L90 25H89ZM98 27V26H97ZM127 27H123V26H121V30H122V32L125 30L124 28H127ZM137 26H135V28H136ZM140 27V26H139ZM194 27V28H193ZM210 28V31H211V29L212 30H214V28L215 27H217L215 30H214V34H216L217 35V38L216 37H214V36H216V35H212L211 34V36L209 35L210 33H212V32H210L209 33V31H208V35H206L207 33H205L204 32V28L206 29V28ZM212 27H214V28H212ZM221 27V28H222ZM226 27H225V30L223 31V30H221V33H223V32H225L226 31V34H228L227 33V29H226ZM88 28V27H87ZM92 28H93V26H92ZM113 28L114 29H118V30H120V28L118 27V28H115V26H113ZM163 28V27H162ZM167 29V26L166 27H164V29ZM173 28V27H172ZM189 28V27H188ZM218 28V29H219ZM228 28V27H227ZM248 28H249V26H248ZM94 29H96L95 27H94ZM110 29H112V27H110ZM128 29V28H127ZM134 29V28H133ZM222 29H224V28H222ZM88 30V29H87ZM89 30H91V29H89ZM129 30H128V32H129ZM132 30V29H131ZM131 30H130V32H131ZM136 30V29H135ZM161 30V29H160ZM159 29H158V31H160ZM187 30H189V29H187ZM83 31V30H82ZM84 31H86V30H84ZM95 31V30H94ZM113 31V30H112ZM139 31V30H138ZM141 30L138 32V34L140 33V32H142ZM148 31V32H147ZM152 31V35H153V32ZM162 31V30H161ZM168 31V30H167ZM183 31V30H182ZM184 31H186V30H184ZM206 31V30H205ZM223 31V32H222ZM114 32H115V30H114ZM126 32V31H125ZM127 32V33H128ZM134 32V31H133ZM142 32V33H143ZM230 32V31H229ZM64 33V32H63ZM85 33V32H84ZM90 33V32H89ZM93 33V32H92ZM126 33V34H127ZM135 33V32H134ZM145 33V32H144ZM165 34L164 35H166V31L164 32ZM177 32H175V34H176ZM87 34V33H86ZM116 34V33H115ZM117 34H118V36L119 35H121L120 33H118L117 32ZM116 34V35H117ZM128 34H130V33H128ZM127 34V35H128ZM162 34V33H161ZM179 34H182V32L181 33H179ZM225 34V33H224ZM225 34V35H226ZM82 37H85V34H83V32H82ZM84 35V36H83ZM122 35H124V33H122ZM121 35V36H122ZM136 35V34H135ZM154 35H155V33H154ZM153 35V36H154ZM163 35V34H162ZM219 35V36H218ZM223 35V34H222ZM65 38H64V37ZM67 36V35H66ZM124 36H126V35H124ZM133 36H134V34H133ZM140 34H139V39H140ZM146 35H144V37H145ZM151 37L150 36V39L152 40V42H153V39L154 40H156L157 38L154 36V37ZM161 36V35H160ZM181 36V37H180ZM213 36V37H212ZM227 37H230V36H228V35H226ZM232 36V35H231ZM69 37V36H68ZM92 36L90 35V37L89 38H91ZM128 37H130V36H127V38ZM132 37V36H131ZM143 36H142V38H144ZM162 37V36H161ZM225 37V36H224ZM263 37H264V35H263ZM86 39H87V37H85ZM146 38H148V41L150 40L149 39V35H147V37ZM164 38H165V36H164ZM83 39V38H82ZM145 39V38H144ZM230 39H232V37L230 38ZM66 40H68V41H66ZM126 40V39H125ZM141 40V39H140ZM229 40V41H228ZM234 40V39H233ZM87 40H85V42H86ZM90 41H92V40H90ZM90 41H87V42H89L90 43ZM123 41V40H122ZM148 41L146 42V41H143V39H142V44L144 45V43L146 42V45H147V47H148V45H149V48H151L150 47V41H149V43H148ZM84 42V43H85ZM86 42V43H87ZM128 42V41H127ZM144 42V43H143ZM91 43H94V42H91ZM90 43V44H91ZM128 43H130V41L128 42ZM69 44H73V43H71L70 41H69ZM94 44H96V43H94ZM94 44L92 45V50L96 47V45H95V47H94ZM153 44V43H152ZM75 45V44H74ZM130 45V44H129ZM138 45V44H137ZM154 45V44H153ZM156 45H158V47H156ZM80 47H81V45H80ZM89 47H90V45H89ZM139 47H141V45L139 44ZM75 48H76V46H75ZM78 48V47H77ZM96 48H98V47H96ZM130 48H132V45H131V47ZM142 48H144V47H142ZM155 48H152V49H155ZM129 49V48H128ZM91 50V49H90ZM95 50V49H94ZM132 50V49H131ZM144 50H145V48H144ZM74 51V52H73ZM95 51H97V50H95ZM99 51V50H98ZM97 51V52H98ZM151 51V50H150ZM153 51V50H152ZM156 51V50H155ZM32 52H34V54H32ZM36 52V53H35ZM94 52V51H93ZM145 52V51H144ZM146 52H148V51H146ZM145 52V55H148V53H146ZM207 52V53H206ZM239 52V51H238ZM5 53V54H4ZM7 53V54H6ZM100 53L101 52H99V55H100ZM81 54V55H80ZM95 55L97 54V53H94ZM93 54V55H94ZM210 55H211V53H209ZM208 54V55H209ZM92 55V56H93ZM94 55V56H95ZM145 55H144V57H145ZM157 55H159V56H157ZM209 55V56H210ZM62 56V55H61ZM89 56V55H88ZM133 56V55H132ZM211 56H213V55H211ZM0 57H2V56H0ZM4 57V56H3ZM2 57V58H3ZM9 57V56H8ZM7 57V58H8ZM39 57V58H40ZM49 56H47V58H48ZM59 56H57L56 58H58ZM91 57V56H90ZM99 57V56H98ZM133 57H135V56H133ZM133 57H131L133 60H134V58ZM137 57V56H136ZM135 57V58H136ZM6 58V59H7ZM9 58V59H10ZM33 58V57H32ZM51 58V57H50ZM65 58V57H64ZM64 58H62L63 60L62 61H64ZM209 58H211V57H209ZM215 58H217V57H215ZM218 58V59H219ZM9 59H7V60H9ZM31 59V58H30ZM42 59H45L46 60V58H42ZM92 59V58H91ZM93 59H95V57L93 58ZM136 59H138V58H136ZM135 59V60H136ZM204 59V58H203ZM208 59V58H207ZM1 61L2 60H5V59H0ZM29 60V61H28ZM33 60V59H32ZM50 60V59H49ZM66 60V59H65ZM128 60V59H127ZM132 60V61H133ZM212 60V59H211ZM11 61H10V64H12L11 63ZM12 61V62H13ZM93 61H95V60H93ZM97 61H99V58H98V60ZM131 61V62H132ZM206 61V60H205ZM209 61H210V59H209ZM209 61H207V62H209ZM7 61H5L4 63H6ZM9 62V61H8ZM34 62H37V60L36 61H34ZM44 62V61H43ZM57 62V61H56ZM92 61H90L89 63H91ZM135 61H134V63H136ZM25 63H28V64H26L25 65ZM31 63V62H30ZM46 63H48V62H46ZM66 63V62H65ZM86 63V62H85ZM93 63V62H92ZM95 63H96V61H95ZM136 63V64H137ZM206 63V62H205ZM209 63H211V61L209 62ZM0 66H2V63L0 62ZM6 64H8L9 65V63H6ZM147 64L145 65V66H147ZM190 64H191V66H190ZM207 65H208V63H206ZM7 65V67H9ZM30 65V64H29ZM87 65V64H86ZM86 65H82L83 67H85ZM98 65V64H97ZM154 65V66H153ZM156 65V66H155ZM196 65V64H195ZM198 65V66H199ZM3 66H6L5 64L3 65ZM2 66V67H3ZM14 66H15V64H14ZM89 66V65H88ZM99 66H100V64H99ZM99 66H98V68H99ZM103 66V65H102ZM126 66V65H125ZM188 66H190V67H188ZM197 66V65H196ZM197 66V67H198ZM199 66V67H200ZM7 67H5V69H4V67L2 68V70L4 69V71H2L1 70V68H0V72H3V73H1V75L3 74L4 76H2V81H4V82H2L1 84L3 85V83L5 84V83H7V81H5V80H3V77H5L6 79H9L10 80V78H8V75H9V71L11 70V69H9V71H7L8 70V68ZM30 67V66H29ZM33 67V66H32ZM31 67V68H32ZM101 67V66H100ZM142 67V66H141ZM153 67H155V68H153ZM196 67V68H197ZM199 67H198V69H199ZM210 67V66H209ZM70 68V67H69ZM82 68V67H81ZM86 68L87 67H85V69H84V71H85V73L87 72L86 71ZM96 66H95V70H97L98 69ZM196 68L195 69H193L194 71L196 70ZM226 68V67H225ZM17 69H18V67H17ZM74 69H76V68H74ZM77 69H79V68H77ZM90 69V68H89ZM89 69H88V72L90 73V71H92V73L94 72V74L96 73V75L97 74H99V71L101 72V73H103V71H101V69H98L97 71H93V70H90L89 71ZM91 69H93V66H92V68ZM104 69V68H103ZM110 69V68H109ZM197 69V70H198ZM201 69V68H200ZM203 69V68H202ZM206 69V68H205ZM224 69V68H223ZM227 69H229V68H227ZM23 70H25V69H23ZM27 70V72H28V69H26ZM81 70V69H80ZM83 70V69H82ZM105 70V69H104ZM209 70H210V68H209ZM211 70H213L212 68H211ZM215 70V69H214ZM233 70H231V71H233ZM257 70V69H256ZM22 71V70H21ZM106 71H108V70H106ZM109 71H111V70H109ZM108 71V72H109ZM194 71H192V73H194L195 74V72ZM27 72H25V73H27ZM33 72V71H32ZM98 72V73H97ZM105 72V71H104ZM107 72V73H108ZM148 72V71H147ZM147 72L146 73H144L143 74V76L144 75H146L147 74ZM148 72V73H149ZM198 72V71H197ZM211 72V71H210ZM230 72V71H229ZM240 72V71H239ZM239 72H236V73H239ZM23 73V72H22ZM31 72H29V74H30ZM100 73V74H101ZM106 73V74H107ZM143 73V72H142ZM226 73V72H225ZM247 73V75H250V74H248L249 73V71L248 72H246ZM246 73H244V75L246 74ZM11 74V76H12V72L10 73ZM24 74V73H23ZM91 74V73H90ZM130 74V73H129ZM151 74V73H150ZM200 76H199V75ZM224 74V73H223ZM258 74V75H259ZM262 74H261V76H262ZM1 75H0V77H1ZM26 75H28V73L26 74ZM26 75H24V76H26ZM87 75H89L88 73H87ZM87 75H84V76H87ZM149 75V74H148ZM147 75V76H148ZM208 76H209V73L207 74ZM226 75V74H225ZM90 76H92L93 77V75H89V76H87L88 78L90 77ZM101 77H103V76H105V77H103L102 79L103 80H100L101 78H99L98 80H100L99 82L98 81H96V82H98V85H101V83L106 79V75H100ZM136 76V75H135ZM146 76V77H147ZM150 76H152V74L150 75ZM199 76V77H198ZM204 76V75H203ZM237 76L239 77L240 75L239 74H237ZM236 76V77H237ZM91 77V78H92ZM95 77V76H94ZM93 77V78H94ZM145 76H144V78H146ZM237 77V78H238ZM264 77V76H263ZM262 77V78H263ZM73 78V77H72ZM79 78V77H78ZM88 78H86V79H88ZM92 78V79H93ZM98 78V77H97ZM96 78V79H97ZM109 78V77H108ZM143 78V79H144ZM202 78V77H201ZM206 78V77H205ZM252 78V77H251ZM91 79V80H92ZM148 79H149V77H148ZM11 80H13L12 79V77H11ZM11 80H10V82H11ZM84 80V79H83ZM89 80V83H90V78L88 79ZM150 80V79H149ZM195 80H197V79H195ZM197 80V81H198ZM28 81V80H27ZM25 82V81H23L24 83H29L30 85H28V87H30L31 86V84H32V82L29 80L28 82ZM142 81V80H141ZM12 82H14V81H12ZM31 82V83H30ZM87 82V81H86ZM93 83H96L95 82V80L94 81H92ZM91 82V83H92ZM105 82V81H104ZM103 82V83H104ZM108 81H106V83H107ZM149 82V81H148ZM16 83V82H15ZM14 83V84H15ZM22 83V82H21ZM23 83V84H24ZM74 83H76V82H74ZM91 83L90 84H88L89 85V87L91 86ZM100 83V84H99ZM223 83V82H222ZM11 84H13V83H11ZM10 84V85H11ZM105 84V83H104ZM184 85L185 84V86L183 87V89H181L182 90V93H180V95L182 94V96H181V100H178V99H176V97H177V94L179 93L178 91L179 90H177L176 92H178L177 94H176V92H174L175 90V88L177 87V88H181L182 86L181 85ZM87 85V84H86ZM95 86L97 85V84H94ZM97 85V86H98ZM4 86H6V85H4ZM7 86H9V84L7 85ZM6 86V87H7ZM15 86L16 85H14V88L12 87V89H15ZM20 86V85H19ZM22 86V85H21ZM17 87L18 86H16V89H17ZM22 87H24V88H28V87H25V84H24V86H22ZM88 87V86H87ZM91 87H93V84H92V86ZM189 87L191 88V89H189ZM21 87H19V89H20ZM11 89V88H10ZM11 89V90H12ZM18 89V91H20ZM23 89V88H22ZM91 89V88H90ZM1 90V89H0ZM24 91H26V89H23ZM29 90V89H28ZM31 90V89H30ZM29 90V92H30V95H31V91ZM7 91V90H6ZM9 91V90H8ZM17 91V90H16ZM16 91H14V92H16ZM17 91V93H18V95H19V92ZM210 91V90H209ZM10 92V91H9ZM11 92H13V91H11ZM10 92V93H11ZM14 92L12 93V94H14ZM21 92V91H20ZM27 92V91H26ZM133 92V91H132ZM172 92H174V93H172ZM225 92V91H224ZM21 93H24V92H21ZM28 93V92H27ZM137 94V95H136ZM171 94H173L174 96H172V97H170V95ZM22 95V94H21ZM29 95V97L31 98L32 97V99H33V96H30ZM35 95V94H34ZM70 95V94H69ZM14 96V95H13ZM16 96V95H15ZM71 96V95H70ZM72 96H74L75 97V95H72ZM130 96H132L131 94H130ZM179 96V95H178ZM8 97H10V96H8ZM18 98H19V96H17ZM27 97H28V94L26 95L25 93L23 94V98L22 99H24L25 98V100H23V102H25L26 100H27ZM80 97V96H79ZM194 97V98H195ZM204 97H203V100H204ZM12 98V97H11ZM14 98V97H13ZM16 98V97H15ZM20 98H21V96H20ZM71 98V97H70ZM173 98V99H172ZM201 98V97H200ZM220 98V97H219ZM22 99H20V100H22ZM29 99V98H28ZM76 99V100H75ZM75 99L72 97V99H70V100H72V104L70 103V101H69V104L73 107V106H77L78 105V103L80 102V101H78V103H77V98L75 97ZM79 99V98H78ZM197 99V98H196ZM195 99V100H196ZM227 99V98H226ZM226 99L224 100V101H226ZM19 100V101H20ZM29 100H31V99H29ZM128 100V101H127ZM176 100H178L177 102H176ZM185 100V101H184ZM194 100V99H193ZM202 100V99H201ZM201 100H199V101H201ZM14 101V100H13ZM32 101H34V99L33 100H31V101H27V103H28V105H27V103H26V105L24 106V104H23V107L24 108H28V110H25V111H27L28 112V116H26V118H22L21 119V117H23V116H21V117H19L21 120H20V125L22 124V126H24L26 123L28 124V123H30L31 124V121H30V119L31 118H33L34 116L35 117H37L38 119H39V116H37V112H35V110H34V106L36 107V105H37V107L40 105L39 103V105L38 104H33V103H30V102H32ZM198 101V100H197ZM217 101H218V99L216 98V100L214 101L215 102V104H218L217 103ZM15 102V101H14ZM21 102V101H20ZM46 102V101H45ZM118 102V103H117ZM180 102V103H181ZM202 103H203V101H201ZM22 103V102H21ZM21 103H18V101H17V104H21ZM34 103H35V101H34ZM41 103V102H40ZM51 103V102H50ZM195 103V102H194ZM227 103V102H226ZM12 104V103H11ZM16 104V105H17ZM80 104V103H79ZM169 104H172L171 106L172 107H170V109L168 108V105ZM199 104H200V102H199ZM207 104V103H206ZM14 105V104H13ZM42 105H47V107H48V104H43V102H42V104H41V106ZM82 105V104H81ZM91 105V106H92ZM177 105V108H178V111H177V109H176V111H175V106ZM197 105V104H196ZM203 105H205V104H203ZM208 105V104H207ZM213 104H211V107H213L212 106ZM43 107L44 108V110H45V108L46 107ZM199 106V105H198ZM210 106V105H209ZM41 107V108H42ZM53 107H55L54 105H53ZM53 107H51V106H49L48 108H46V110L47 111H49V112H51L50 114H52L54 111H53V109H55L56 110V107L55 108H53ZM59 107V106H58ZM79 107H81V106H79ZM193 107H194V105H193ZM195 107H197V106H195ZM201 107V106H200ZM40 108V107H39ZM40 108V109H41ZM92 108V109H93ZM96 108H98V109H96ZM185 108V109H186ZM207 108V107H206ZM208 108H210V107H208ZM207 108V109H208ZM22 109V108H21ZM36 109V108H35ZM39 109V110H40ZM59 108H57V110H58ZM73 109V108H72ZM76 109V108H75ZM77 109H79V108H77ZM188 109V108H187ZM192 109V108H191ZM199 109V108H198ZM201 109H202V107H201ZM215 109V108H214ZM24 110V109H23ZM37 110H38V108H37ZM42 111H43V109H41ZM190 110V109H189ZM192 110H194V108L192 109ZM205 110V109H204ZM73 111H74V109H73ZM76 111V110H75ZM74 111V112H75ZM136 111H140V114L139 115H137V116H133V113H135ZM209 111V110H208ZM45 112V111H44ZM57 112V111H56ZM55 112V113H56ZM79 111L77 110V114H79L78 113ZM189 112V111H188ZM212 112H213V110H212ZM40 113H42L41 111L39 112V114ZM46 114H48L47 112H45ZM183 113H184V115H183ZM22 114H24L23 112H22ZM38 114V115H39ZM54 114V113H53ZM76 114V115H77ZM81 114H82V112H81ZM197 114V113H196ZM19 115V114H18ZM41 115V114H40ZM49 115V114H48ZM181 115H183V116H181ZM194 115V116H193ZM198 115V114H197ZM204 115H206L207 116V114H205L204 113ZM202 116V117H205V116ZM42 116V115H41ZM40 116V117H41ZM53 116V115H52ZM58 116V115H57ZM71 116V115H70ZM124 116L122 117V118H124ZM181 116V117H180ZM28 117V118H27ZM34 117V118H35ZM55 117H56V114H55ZM76 117V116H75ZM125 118V120H123L122 118V120L124 121V123H125V121H127L126 119H128V118ZM196 117V120L194 119ZM37 118H35V119H37ZM197 118H199V119H197ZM206 118V117H205ZM50 119H51V117H50ZM55 118H54V116L52 117V120H49V121H47V122H44L43 120H41L40 121V119L38 120V124H37V122H36V124L37 125H39L38 126V128H37V130H38V133H37V135L36 136H38V137H40L41 136V138H42V142H43V146L44 145H46V142H48V139H52V138H50L51 136H52V134L54 135L55 133H54V131L57 129H55V124H54V120ZM133 119H135V121L133 120ZM192 119H194V121L192 122V124H190L189 125V123L192 121ZM208 119V118H207ZM206 119V120H207ZM211 119V118H210ZM209 119V120H210ZM59 119H57L56 121V123H58L59 121H58ZM113 120H115V119H113ZM117 121H112L111 123H113V122H117L118 123V121H119V118L118 119H116ZM129 120V119H128ZM131 120V119H130ZM151 120H153V121H151ZM204 120V119H203ZM208 120V121H209ZM212 120V119H211ZM32 121H34V120H32ZM109 121V120H108ZM131 121V122H132ZM207 121V122H208ZM35 122H34V124H35ZM128 122V121H127ZM127 122H126V124H127ZM213 122V121H212ZM99 123V122H98ZM108 123H110V121L108 122ZM116 123V124H117ZM130 123V122H129ZM133 123V124H134ZM224 123H225V121H224ZM19 124V123H18ZM27 124H26V126H27ZM33 124V125H34ZM70 124V123H69ZM100 124H101V122H100ZM113 124H115V123H113ZM115 124V125H116ZM32 125V124H31ZM53 125H54V127H53ZM109 125H111V126H114V125H112V124H109ZM207 125L208 126H210L209 128H207ZM57 126V125H56ZM71 126V125H70ZM118 126V125H117ZM124 126V125H123ZM132 126V124H130V128H132V129H136V127L134 128L133 126ZM168 126V127H167ZM200 126H201V128H200ZM215 125H213V127H214ZM222 126V125H221ZM29 127V126H28ZM115 127V126H114ZM153 127H154V130H153ZM167 127V128H166ZM178 127H180V126H178ZM183 127V128H184ZM212 127V128H213ZM26 128V127H25ZM166 128V129H165ZM171 128H172V131H169V130H171ZM181 128V127H180ZM216 128V127H215ZM215 128H213V129H215ZM27 129V128H26ZM123 129V128H122ZM201 129V130H202ZM210 131H209V130ZM220 129H221V127H220ZM32 130V129H31ZM97 130V129H96ZM119 130V129H118ZM153 130V131H152ZM130 131V130H129ZM137 131H138V129H137ZM136 131V132H137ZM139 131H141V130H139ZM165 131H160L159 132V136H164V135H167V132H166V134H164L165 133ZM176 131H177V129H176ZM175 131V132H176ZM198 131H200V130H198ZM37 132V131H36ZM56 132V131H55ZM131 132V131H130ZM132 132H135V131H132ZM212 132V131H211ZM35 133V132H34ZM57 133H58V131H57ZM73 133V134H74ZM129 133V132H128ZM138 133V132H137ZM140 133V132H139ZM224 132H222V134H223ZM14 134V133H13ZM93 134V135H92ZM131 136H133L134 135V133H133V135L131 134V133H129ZM142 134V133H141ZM171 134V135H170ZM173 134H175V133H173ZM186 134V133H185ZM187 134H188V132H187ZM205 134H206V132H205ZM130 135H128V136H130ZM136 135V134H135ZM138 135V134H137ZM147 135V134H146ZM149 135V134H148ZM147 135V136H148ZM196 135H198V134H196ZM209 135V134H208ZM208 135H206V136H208ZM219 135V134H218ZM225 135V134H224ZM33 136V135H32ZM127 136V137H128ZM130 136V137H131ZM158 136V137H159ZM200 136V135H199ZM221 136H223V135H220V136H217L216 135V133H215V136L214 135H209V139H212V140H214V145L213 146H210V145H212V144H209V146L206 148L207 149V151H211L212 152V150H213V152H214V150H215V152L214 153H212L211 154V152L209 153V152H207L206 150V153H208V154H206L203 158H202V160L201 161H203V162H201V163H204V165H205V167H203L204 169L205 168H207V170H209V167L211 168V166L213 165V163H217V164H222V162H223V164H225L226 166L228 165L229 167H230V165L232 164H230L229 165V159H231V157L232 156H228L227 155V153H226V155H225V150H223V149H221V150H223L222 152H223V154H222V152H219V149L221 148V146H223L224 147V143L225 142H227V143H229L230 142V140H229V142L228 141H226V139H219ZM226 136V135H225ZM9 137V136H8ZM14 137V136H13ZM34 137H35V135H34ZM33 137V138H34ZM37 137V138H38ZM77 137V136H76ZM95 137V138H94ZM158 137H156L155 138V140L157 141V144L159 145H161L163 142L162 141H164V143L165 144H167V142H168V139H160V138H158ZM168 137V136H167ZM188 138H186V139H189V136H187ZM191 137V136H190ZM194 137H196V136H194ZM194 137H193V142L196 140H194ZM40 138V139H41ZM79 138V137H78ZM192 138V137H191ZM196 138H198V137H196ZM207 138V137H206ZM205 138V139H206ZM225 138V137H224ZM36 139V138H35ZM39 139V140H40ZM66 139V138H65ZM80 139V140H81ZM151 139V138H150ZM200 139V138H199ZM204 139V138H203ZM202 139V140H203ZM229 139V138H228ZM227 139V140H228ZM127 140H128V138H127ZM139 140V139H138ZM154 140V139H153ZM152 140V141H153ZM162 140V141H161ZM171 140V139H170ZM207 140V139H206ZM6 141V140H5ZM41 141V140H40ZM128 141H130V138H129V140ZM172 141V140H171ZM176 141H177V139L176 140H174V142H172V143H174V144H176ZM182 141H184L183 139H182ZM190 141V140H189ZM153 142H155V141H153ZM185 142H187V140L186 141H184L183 143H185ZM202 143H203V141H201ZM206 142V141H205ZM205 142L203 143V145L201 144V146H203L204 147V144H205ZM213 142V141H212ZM41 143V142H40ZM45 143V144H44ZM112 143V142H111ZM196 143V142H195ZM1 144V143H0ZM173 144V145H174ZM206 144H207V142H206ZM42 145V144H41ZM40 145V146H41ZM56 145V144H55ZM65 145H66V143H65ZM67 145H69V144H67ZM66 145V146H67ZM114 145V144H113ZM163 146H161V147H166L164 144H162ZM172 145V144H171ZM199 145V144H198ZM7 146V145H6ZM42 146V147H43ZM59 146V145H58ZM175 146V145H174ZM185 146H187V145H185ZM185 146H183L182 148H184ZM50 147H52V146H50ZM60 147V146H59ZM62 147V146H61ZM60 147V148H61ZM202 147V148H203ZM9 148L10 147H8V150H9ZM55 148V147H54ZM60 148H59V150H60ZM63 148V147H62ZM80 148V147H79ZM82 148V147H81ZM201 148V149H202ZM5 149H7V147H5ZM47 149V148H46ZM69 149V148H68ZM72 149V148H71ZM83 149V148H82ZM8 150H7V152H8ZM45 150V149H44ZM53 150V149H52ZM57 150V149H56ZM58 150V151H59ZM145 150V149H144ZM204 150V148L202 149V150H200L201 152ZM217 150H218V152H217ZM2 151V150H1ZM6 151V150H5ZM46 151V150H45ZM58 151H55L56 153L58 152ZM66 151V150H65ZM159 151H161V149L159 150ZM6 152V153H7ZM9 152H11L10 150H9ZM13 152H14V150H13ZM83 152V151H82ZM146 152H148V153H151V152H149V151H146ZM145 152V153H146ZM12 153V152H11ZM60 153V152H59ZM58 153V155H60ZM68 153V152H67ZM70 153V152H69ZM129 154L131 153V152H128ZM136 153V152H135ZM148 153H146L149 157H150V155L148 154ZM162 153V152H161ZM169 153V152H168ZM199 153V152H198ZM5 154V153H4ZM8 154V153H7ZM6 154V155H7ZM13 154V153H12ZM16 154V153H15ZM64 154V153H63ZM80 154V153H79ZM79 154H78V157H79ZM134 154V153H133ZM133 154H131V155H133ZM201 154H205V153H201ZM200 154V155H201ZM54 155V154H53ZM66 155V154H65ZM71 155V154H70ZM73 156H74V154H72ZM71 155V156H72ZM77 155V154H76ZM143 155V154H142ZM231 155V154H230ZM4 156V155H3ZM63 155H61V157H62ZM82 156V155H81ZM81 156H80V158H81ZM146 156V155H145ZM156 156V155H155ZM169 156V155H168ZM11 157V156H10ZM17 157V156H16ZM60 157V156H59ZM68 157V156H67ZM77 157V156H76ZM138 157V156H137ZM144 157V156H143ZM152 157H154V156H151V159H154V158H152ZM159 157H160V155H159ZM201 157H202V155H201ZM13 158V157H12ZM63 158V157H62ZM65 158V157H64ZM63 158V159H64ZM156 158H158V157H156ZM200 158V157H199ZM11 159V158H10ZM137 159V158H136ZM146 159V160H147ZM170 159V158H169ZM201 159V158H200ZM61 160V159H60ZM70 161V160H69ZM78 161V160H77ZM159 161V160H158ZM55 162V161H54ZM58 162V161H57ZM66 162V161H65ZM169 162H171V161H169ZM169 162L167 163V167H169ZM224 162H229V163H224ZM61 163V162H60ZM81 163V162H80ZM79 163V164H80ZM82 164H84V162L82 163ZM89 164V165H90ZM212 164V165H211ZM215 164H214V166H215ZM222 164V165H223ZM211 165V166H210ZM172 166V165H171ZM231 166H233V165H231ZM78 167V166H77ZM86 167V166H85ZM84 167V168H85ZM88 167V168H89ZM213 167V166H212ZM50 168V167H49ZM57 168V167H56ZM178 168V167H177ZM87 169V168H86ZM89 169V170H90ZM165 169V170H164ZM167 169V170H166ZM212 169V168H211ZM52 170V169H51ZM88 170V169H87ZM89 170H88V172H89ZM206 170V169H205ZM53 171V170H52ZM52 171H50V172H52ZM86 171V170H85ZM91 171V170H90ZM180 171H181V169H180ZM48 172H49V170H48ZM55 172V171H54ZM235 172V171H234ZM53 173V172H52ZM58 173V172H57ZM56 173V174H57ZM206 173V172H205ZM208 173L209 172H207V174L206 175H208ZM47 175V174H46ZM49 175H50V173H49ZM49 175H48V178H49ZM168 175V174H167ZM183 175V176H182ZM184 175L185 174H183V172L180 174V177H181V179H182V181H183V183L185 184V182H187L186 180L184 181L183 179H185L184 178ZM64 176V175H63ZM82 176V175H81ZM45 177V176H44ZM59 178H57V176L55 175V174H52V175H50V180L49 181H46L48 184L46 185V187L45 188H47V194H46V197L47 198H50L49 199V201H52V204L53 203H55V205L56 206H60L59 204H58V202H57V198H54V195H53V193L55 192V191H60L61 190V188H62V186L64 185L63 184V181L62 180H64L63 179V177H62V180H61V176H58ZM65 178V177H64ZM26 179V178H25ZM24 179V180H25ZM45 179H47V177L45 178ZM60 179V180H59ZM66 179V178H65ZM168 179V180H167ZM23 180V181H24ZM27 180V179H26ZM169 180H170V182H169ZM78 181V180H77ZM181 181V182H182ZM26 184H27V182L26 181H24ZM45 182V183H46ZM65 183H67L68 184V182H65ZM72 183V182H71ZM78 184V183H77ZM183 184V185H184ZM17 185H18V183H17ZM66 185V184H65ZM182 185V186H183ZM45 186V185H44ZM78 186V185H77ZM98 186V187H99ZM174 186V187H173ZM185 186L188 188V184H185ZM185 186H183V188L185 189ZM63 187H65V186H63ZM79 188H77V189H81L82 187H80V185L78 186ZM204 187V186H203ZM67 188V187H66ZM75 188V187H74ZM175 188V189H174ZM186 188V189H187ZM4 188H2V187H0V207L2 208V210H0V213H4V214H7V212H8V215H12L13 217H14V219H16V220H18L19 219V223L20 222H23L24 224H25V226H23L22 224L23 223H20V225H22L23 227H25L26 228V231H27V228H28V230H29V232H31L30 233V235L31 234H33V236H31V239H33V238H35L36 240V242L37 243H39V246H40V248L39 249H41V251H40V253L42 252V254H41V257H42V255L43 256H45L46 257V259H47V263L48 264H67L68 262H70L69 260H66V256L63 254V249L65 248L64 246H66L67 245V243L63 246L64 248L62 249V244H61V241L59 240V236L61 237V234H66L67 232H69L68 231V229H69V227H70V225L71 224H74V222H72V221H70V220H68V218H62L61 217V215L62 214H60L61 212H60V210L58 211H56V212H54L53 213V215H54V217H55V224H52V223H50V222H52V221H48V218H50V217H48V218H45V219H47V221L45 222V220L44 221H42V219L41 218H39V215H37V214H35L34 213V211L33 212H31L30 211V209L29 208H27V207H24V206H22V205H20V203L19 204H17V203H14V202H12L8 197H7V194L5 193L6 192V190H3ZM63 189V188H62ZM77 189H76V192H77V196L76 197H80V195H82L81 194V192H84V191H81V192H79V191H77ZM96 189V188H95ZM189 189V188H188ZM187 189V190H188ZM74 190V189H73ZM81 190H83V189H81ZM114 190H117L116 192L118 193L119 192V194H115L116 192H114ZM123 190V191H122ZM180 190V189H179ZM25 191V190H24ZM62 191V190H61ZM61 191H60V193H61ZM122 191V192H121ZM178 191V192H177ZM191 191V190H190ZM75 192V191H74ZM79 192V193H78ZM93 192V191H92ZM121 192V193H120ZM22 193V192H21ZM20 193V194H21ZM68 193V192H67ZM90 193V192H89ZM99 193V192H98ZM127 193V192H126ZM18 194V193H17ZM25 194V193H24ZM123 194V193H122ZM126 196V194L124 193L123 194V196ZM99 196V195H98ZM122 196V195H121ZM120 196V198H122ZM124 196V197H125ZM123 197V198H124ZM119 198V197H118ZM120 198H119V200H120ZM87 199V198H86ZM90 199V198H89ZM88 200V199H87ZM99 200V199H98ZM116 200V199H115ZM14 201V200H13ZM47 201V200H46ZM93 201V200H92ZM118 201V200H117ZM117 201H116V203H117ZM115 202V201H114ZM119 202V201H118ZM43 203V202H42ZM88 203H89V201H88ZM92 203V202H91ZM99 203V202H98ZM90 204V203H89ZM105 204H104V206H105ZM115 203H113V205H114ZM118 204V203H117ZM120 204V203H119ZM118 204V205H119ZM19 205V206H18ZM93 205H95V203L93 204ZM101 205V204H100ZM37 206V205H36ZM75 206V205H74ZM72 207V206H71ZM97 207V206H96ZM114 208H115V206H113ZM31 208V207H30ZM59 208H61V206L59 207ZM93 208V207H92ZM95 208V207H94ZM93 208V209H94ZM101 208V207H100ZM114 208H112L113 210V212H114ZM55 209V208H54ZM72 209H73V207H72ZM118 209V208H117ZM4 210L5 211H7L6 213L4 212ZM29 210V211H28ZM33 210H35L34 208H33ZM51 210V209H50ZM55 211V210H54ZM30 212V213H29ZM36 212V211H35ZM72 212V211H71ZM70 212V213H71ZM93 212V213H94ZM98 212V213H99ZM109 212V211H108ZM119 212V211H118ZM33 213V214H32ZM67 213V212H66ZM73 213V212H72ZM112 213V212H111ZM115 213H116V211H115ZM108 214H110V213H108ZM112 214H114V213H112ZM118 214V213H117ZM116 214V215H117ZM121 214V213H120ZM10 215V216H11ZM67 215V214H66ZM12 216H11V218H12ZM63 216V215H62ZM69 216V215H68ZM76 216V215H75ZM53 217V216H52ZM51 217V218H52ZM64 217H65V215H64ZM75 218V217H74ZM123 218V217H122ZM21 220V221H20ZM50 220V219H49ZM73 220V219H72ZM76 220V219H75ZM83 220V219H82ZM96 220V221H97ZM53 221V222H54ZM119 221H123V219L122 220H119ZM125 221V220H124ZM76 222H78L77 220H76ZM80 223V222H79ZM84 223V224H85ZM87 223H89V225H87ZM91 223V224H92ZM84 224H82V225H84ZM77 226H78V223H77ZM81 226V225H80ZM85 226V225H84ZM129 227V226H128ZM75 228H76V226H75ZM78 228H80V227H78ZM28 232V231H27ZM28 232V233H29ZM149 235V236H148ZM65 236V235H64ZM69 236V235H68ZM174 236V237H173ZM33 237V238H32ZM171 237H173V238H171ZM65 238V237H64ZM33 241H34V239H33ZM119 241V242H120ZM36 242H34L35 244H36ZM120 242V243H121ZM117 243V242H116ZM120 243L118 244V245H120ZM28 244V243H27ZM32 244V243H31ZM124 244H122V245H124ZM117 245V246H118ZM27 246V245H26ZM37 246V245H36ZM100 247H101V245H99ZM99 246H98V248H99ZM127 246H124V247H127ZM106 247V246H105ZM104 247V248H105ZM119 247V246H118ZM122 248L123 247H121V250H122ZM128 249V248H127ZM126 249V250H127ZM131 249V248H130ZM130 249H128L129 251H130ZM133 249V250H134ZM27 250V249H26ZM113 250V249H112ZM120 250V249H119ZM125 250V251H126ZM132 250V249H131ZM102 251V250H101ZM129 251H127V252H129ZM33 252H35V251H33ZM37 252H39V250H37ZM147 252H145V253H147ZM39 253V254H40ZM140 253V252H139ZM144 253V252H143ZM143 253H141V255H143ZM100 254V253H99ZM105 254V253H104ZM101 255V254H100ZM99 255V256H100ZM157 255V254H156ZM74 256V255H73ZM74 256V257H75ZM163 256V257H162ZM24 257V256H23ZM72 257V256H71ZM44 258V257H43ZM45 259V258H44ZM75 259V258H74ZM164 259V260H163ZM192 259V258H191ZM190 259V260H191ZM186 260V259H185ZM189 260V259H188ZM187 260V261H188ZM1 261L3 262V260H1V258H0V264H1ZM45 261V260H44ZM68 261V262H67ZM5 262V261H4ZM97 262H98V260H97ZM166 262H164V263H166ZM186 263V262H185ZM188 263V262H187ZM189 263H191V261H189ZM192 263L193 264H195V262H194V260L192 261ZM4 264V263H3Z\"/></svg>",
	"mask_w": 264,
	"mask_h": 264
}]
</instances>
